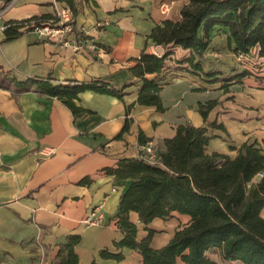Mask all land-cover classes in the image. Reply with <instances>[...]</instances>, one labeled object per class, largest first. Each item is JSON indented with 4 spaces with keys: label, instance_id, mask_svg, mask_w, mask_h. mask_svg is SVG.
Listing matches in <instances>:
<instances>
[{
    "label": "crops",
    "instance_id": "0c3cea01",
    "mask_svg": "<svg viewBox=\"0 0 264 264\" xmlns=\"http://www.w3.org/2000/svg\"><path fill=\"white\" fill-rule=\"evenodd\" d=\"M186 2L77 0L75 25L81 36L73 30L47 35L31 29L4 40L0 28V72L8 78L100 79L123 92L119 98L82 91L76 100L81 110L74 113L56 97L17 91L12 83L0 86V264H58L57 253L69 234L80 236L74 245L76 264H142L137 250L113 245L124 234L115 213L131 179L116 178L106 168L117 167L121 157H137L147 140L163 151L164 139L180 123L207 128L208 152L234 156L243 142L253 141L264 147V58L258 57L260 72L253 71L233 52L228 32L214 29L202 65L217 73L206 76L185 61L189 49L147 37L156 23L178 19ZM66 5L63 0H0V25L54 14ZM142 49L158 56L167 52L161 72L167 82L159 91L163 110L137 102L142 79L129 68ZM209 99L217 103L204 118L198 104ZM126 120L128 129L117 136ZM97 206L101 221L85 222ZM189 218L172 211L145 225L136 211L129 212L138 240L148 228L154 230V248ZM102 250L122 252L123 258L102 257Z\"/></svg>",
    "mask_w": 264,
    "mask_h": 264
},
{
    "label": "trees",
    "instance_id": "16d2710c",
    "mask_svg": "<svg viewBox=\"0 0 264 264\" xmlns=\"http://www.w3.org/2000/svg\"><path fill=\"white\" fill-rule=\"evenodd\" d=\"M72 12V30L83 35L75 25L77 0H63ZM178 19H164L156 23L147 37L155 44H174L189 49L188 65L206 76L216 71H204L202 56L210 43L214 29L226 30L228 43L234 53H250L256 47L264 58V0H187L180 8ZM54 14L45 13L20 20L5 21L4 40L34 29ZM167 52L158 56L141 50L130 66L133 75L142 79L137 102L154 105L163 110L159 91L167 82L161 75ZM155 74L153 78L146 74ZM242 71L240 75H243ZM231 79V78H229ZM12 83L17 91L33 89L63 101L72 112L81 110L76 100L80 92L91 89L122 98L121 89L100 79H69L54 82L51 75L24 81L8 78L0 72V86ZM217 103L209 99L198 104L204 118ZM128 129L126 120L121 131ZM139 140L145 141L140 137ZM210 135L205 126L180 123L175 134L164 139L165 149L159 151V161L150 163L139 156L121 157L117 167L106 168L116 178H130L120 195L115 213L123 236L113 242L130 247L142 256V264H219L207 256L210 248L220 255L242 264H264V150L253 142H243L234 156L208 152ZM86 180L83 178L82 181ZM136 211L139 220L147 225L153 218H166L172 211L190 216L187 223L175 229L169 240L158 248L151 246L154 230L148 228L141 239L136 238V225L129 212ZM78 234H69L57 253L58 264H76L74 245ZM105 258L120 260L122 252L102 250ZM94 264V263H93Z\"/></svg>",
    "mask_w": 264,
    "mask_h": 264
},
{
    "label": "built area",
    "instance_id": "2783aa9c",
    "mask_svg": "<svg viewBox=\"0 0 264 264\" xmlns=\"http://www.w3.org/2000/svg\"><path fill=\"white\" fill-rule=\"evenodd\" d=\"M163 11L169 9L167 3L163 2L161 4ZM72 12L68 5L57 10L54 13V17L50 18L43 22L42 25L35 27L34 29L38 30L40 33L47 35H54L65 30H72ZM5 24H1L0 28L3 30ZM257 53V51H256ZM249 53H238L239 59L245 58ZM138 156L143 158L145 161L150 163H157L159 161L158 151L155 147V144L151 140L145 141L143 144L139 145ZM102 219V213L99 210V207L93 208L85 217L84 221L87 223H99Z\"/></svg>",
    "mask_w": 264,
    "mask_h": 264
},
{
    "label": "rangeland",
    "instance_id": "374dc122",
    "mask_svg": "<svg viewBox=\"0 0 264 264\" xmlns=\"http://www.w3.org/2000/svg\"><path fill=\"white\" fill-rule=\"evenodd\" d=\"M258 54L255 52H250L248 54V56H245V58H241L240 62H244L247 63V65L253 69V71L255 72H260V68H261V64L262 62L260 61V59L258 58ZM259 145V144H258ZM262 150H264V147H262L261 145H259ZM262 216H264V209H262L261 211ZM207 256L216 260L219 264H242L240 261L238 260H229V259H225L223 258L218 249L217 248H210L207 252H206Z\"/></svg>",
    "mask_w": 264,
    "mask_h": 264
}]
</instances>
